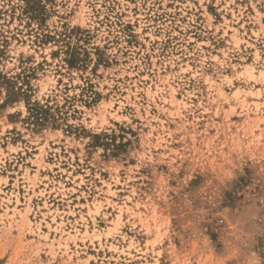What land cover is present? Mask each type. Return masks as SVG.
I'll return each instance as SVG.
<instances>
[{
  "label": "rangeland",
  "instance_id": "obj_1",
  "mask_svg": "<svg viewBox=\"0 0 264 264\" xmlns=\"http://www.w3.org/2000/svg\"><path fill=\"white\" fill-rule=\"evenodd\" d=\"M0 264H264V0H0Z\"/></svg>",
  "mask_w": 264,
  "mask_h": 264
},
{
  "label": "trees",
  "instance_id": "obj_2",
  "mask_svg": "<svg viewBox=\"0 0 264 264\" xmlns=\"http://www.w3.org/2000/svg\"><path fill=\"white\" fill-rule=\"evenodd\" d=\"M29 111L31 112V116L33 117L34 121H43L46 119L45 110L41 108V106L37 104H33L29 107Z\"/></svg>",
  "mask_w": 264,
  "mask_h": 264
}]
</instances>
